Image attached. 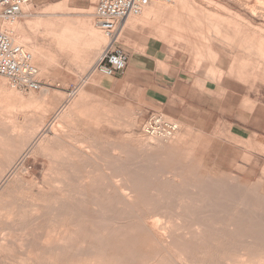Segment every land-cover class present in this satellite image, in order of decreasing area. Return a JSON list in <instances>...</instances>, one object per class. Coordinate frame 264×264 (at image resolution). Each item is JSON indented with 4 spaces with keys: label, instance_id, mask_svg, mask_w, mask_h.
Listing matches in <instances>:
<instances>
[{
    "label": "rangeland",
    "instance_id": "1",
    "mask_svg": "<svg viewBox=\"0 0 264 264\" xmlns=\"http://www.w3.org/2000/svg\"><path fill=\"white\" fill-rule=\"evenodd\" d=\"M97 1L32 0L12 25L17 44L30 53L35 47L49 54L33 55L43 83L39 90H19L1 77L0 264H264V194L258 176L244 174L235 164H247L249 172L255 160H240L237 153L227 169L223 161L211 158V151L202 152L190 142L192 137H149L126 97L95 85L105 76L92 68L107 43L94 22ZM180 1L155 5L159 18L151 16V22L183 46L192 61L229 56L234 70L247 72V82L257 83L256 97L254 88L248 94L264 108V0ZM62 25L69 26L65 35L74 39L64 48ZM16 30L23 35L18 37ZM247 143V149H253L249 151L264 152V146ZM240 151L242 155L246 149ZM214 155L221 156L222 150ZM158 218L183 226L176 223V230L159 231ZM200 224L206 245H181L200 237L195 232Z\"/></svg>",
    "mask_w": 264,
    "mask_h": 264
},
{
    "label": "crops",
    "instance_id": "2",
    "mask_svg": "<svg viewBox=\"0 0 264 264\" xmlns=\"http://www.w3.org/2000/svg\"><path fill=\"white\" fill-rule=\"evenodd\" d=\"M155 5L149 6L158 10ZM141 18L125 22L121 29L120 44L128 55L123 74L105 76L95 85L126 97L142 122L158 113L177 123L178 130L169 139L192 137L190 142L202 152L211 151V158L223 161L227 169L234 165L237 153L240 160H255L249 172L245 171L247 164H235L244 174L258 176L257 185L264 194V152L246 147L248 141L264 146V108L256 104L257 83L247 82V72L234 70L229 56L204 62L212 67L195 68L194 63L203 61H192L183 46L162 35L151 16L143 13ZM253 88L254 99L248 94ZM243 148L246 151L241 155ZM215 150H222V155H214Z\"/></svg>",
    "mask_w": 264,
    "mask_h": 264
},
{
    "label": "built area",
    "instance_id": "3",
    "mask_svg": "<svg viewBox=\"0 0 264 264\" xmlns=\"http://www.w3.org/2000/svg\"><path fill=\"white\" fill-rule=\"evenodd\" d=\"M31 0H0V77L22 91H36L42 86L33 55L14 41L9 26L23 16L24 7ZM173 0H98L94 6V22L103 32L107 43L92 70L103 76L121 74L128 55L119 39L125 20L140 16L151 4H171ZM146 135L167 140L178 130L177 123L164 119L158 113L150 114L142 124Z\"/></svg>",
    "mask_w": 264,
    "mask_h": 264
},
{
    "label": "bare ground",
    "instance_id": "4",
    "mask_svg": "<svg viewBox=\"0 0 264 264\" xmlns=\"http://www.w3.org/2000/svg\"><path fill=\"white\" fill-rule=\"evenodd\" d=\"M179 1H180V0H179ZM174 2H175V0H174ZM180 2H181V1H180ZM182 3L185 4L186 2L184 1V2H182ZM193 3H194V2H193ZM173 4H174V3H173ZM173 4H172V7H173ZM175 4H176V2H175ZM175 4H174V6H175ZM184 4H181V3H180L179 5H184ZM28 5H29V3L27 4L26 8L29 7ZM57 5H58V4H57ZM169 5H171V4H169ZM179 5H178V6H179ZM194 5H195V3H194ZM196 5H197V3H196ZM196 5H195V6H196ZM198 5H199V4H198ZM198 5H197V6H198ZM54 6H56V5H54ZM166 6H167V5H166ZM176 6H177V5H176ZM185 6H188V7H189V6H191V5H188V4H187V5H185ZM197 6H196V7H197ZM57 7H58V6H57ZM155 7H158V6H155ZM172 7H171V8H172ZM183 7H184V6H183ZM163 8H164V5H163ZM174 8H175V7H174ZM190 8H191V7H189V9H190ZM201 8H202V7H201ZM201 8L199 7V9H201ZM156 9H157V8H153L152 6H148V11L146 10V12H143V13H144V17L147 16V17L149 18L150 16H154L155 19L159 18V15L156 13ZM172 9H173V8H172ZM175 9H176V8H175ZM189 9H188V10H189ZM169 10H170V9H168V11H169ZM176 10H177V9H176ZM193 10H195V9H193ZM196 10H197V9H196ZM172 11H173V10H172ZM174 11H175V10H174ZM183 11H184V10H183ZM200 11H201V10H200ZM162 12H163V11H161V13H162ZM178 12H179V9H178ZM189 12H190V11H189ZM191 12H192V11H191ZM195 12H196V11H195ZM198 12H199V11H198ZM198 12H197V13H198ZM145 13H146V16H145ZM170 13H171V10H170ZM187 13H188V12H187ZM203 13H204V12H202V14H203ZM165 14H166V13H165ZM172 14H173V13H172ZM204 14H206V13H204ZM169 15H171V14H169ZM187 15H188V14H187ZM189 15H190V14H189ZM200 15H201V14H200ZM182 16H183V14H182ZM215 16H216V15H215ZM215 16H214V17H215ZM171 17H172V16H171ZM211 17H212V15H211ZM140 18H141V17H139V18L137 17L136 19L133 18V20H134V19L137 20V19H140ZM217 18H218V17H217ZM141 19H143V18H141ZM152 19H153V18H152ZM218 19H219V18H218ZM218 19H217V20H218ZM221 19H222V18H221ZM129 20H131L130 17L127 18V19L125 20V22H129ZM195 20H196V19H195ZM223 20H224V19H223ZM85 21H86V20H85ZM143 21H146V20H143ZM148 21H150V20H148ZM18 22H19V21H18ZM26 22H27V21H26ZM30 22H31V21H30ZM225 22H227V21H225ZM27 23H28V22H27ZM32 23H33V21H32ZM138 23H142V22H138ZM143 23H144V22H143ZM147 23H148V22H147ZM198 23H199V22H198ZM16 24H17V23H16ZM33 24H34V23H33ZM33 24H31V25H33ZM38 24H39V23H38ZM38 24H37V25H38ZM84 24H85V23L83 22V25H82V26H84ZM226 24H227V23H226ZM27 25H28V24H27ZM31 25H30V23H29V27H30ZM37 25L35 24V26H37ZM68 25H69V24H68ZM143 25H144V24H143ZM18 26H19V25H18ZM62 26L65 27L66 25H62ZM128 26H129V25H128ZM16 27H17V25H16ZM41 27H43V26L41 25L39 28H41ZM63 27H62V28H63ZM68 27H69V26H68ZM68 27H65L64 29H62V30H63V33H61V35H60V36H62V39H61V41H60V42H62V45H61L60 48H64V45H67L65 42H67V43L70 42V41H69L70 39H71V41L74 40V39L72 40V38H69L70 36L65 35V33L67 34ZM84 27H85V26H84ZM87 27H88V24H87ZM19 28H22V27H19ZM43 28H46V27H43ZM89 28H91V27H89ZM89 28H88V29H89ZM125 28H126V27H125ZM9 29H10V31H11L12 33L15 32V26H14V28H13L12 25H11V26H9ZM33 29H34V28H33ZM35 29H36V28H35ZM48 29H49V28H48ZM59 29H61V28L59 27ZM122 29H123V27H122ZM39 30H40V29H39ZM57 30H58V29H57ZM57 30H55V31H57ZM69 30H70V29H69ZM46 31H47V30H46ZM49 31H50V29H49ZM58 31H60V30H58ZM60 32H61V31H60ZM68 32H69V31H68ZM93 32H94V33H93ZM53 33L56 34L54 31H53ZM53 33H52V31H51V35H52ZM72 33H73V32H72ZM72 33H71V34H72ZM85 33H86V32H85ZM87 33H88V32H87ZM92 33H93L94 35L96 34L95 37L99 35L98 33H96V31L93 30V28H92ZM16 34L18 35V37L21 35V33H20L18 30H16ZM16 34H15V35H16ZM49 34H50V33H49ZM59 34H60V33L58 32V35H59ZM71 34H70V35H71ZM13 35H14V34H13ZM22 35H23V33H22ZM22 35H21V36H22ZM21 36H20V37H21ZM26 36H27V35H25V37H26ZM77 36H78V35H77ZM77 36H75V38H77ZM90 36H91V35H90ZM55 37H59V36H55ZM65 37H66V38H65ZM91 37H92V36H91ZM14 38H15V37H14ZM23 38H24V37H23ZM26 38H27V37H26ZM28 38H29V37H28ZM99 38H100V37H99ZM102 38H103V37H102ZM17 39H18V38H17ZM55 39H56V38L53 39V37H52V41L55 40ZM58 39H59V38H58ZM20 40H21V39H20ZM20 40H19V41H20ZM27 40H28V39H27ZM75 40H76V39H75ZM56 41H57V40H56ZM94 41H95V40H94ZM98 41H99V40H98ZM98 41H97V42H98ZM258 41H260V40H258ZM21 43H22V42H21ZM70 43H71V42H70ZM73 43H74V42H73ZM73 43H72V44H73ZM92 43H94V42H92ZM72 44H71V45H72ZM75 44H76V43H75ZM36 45H37V44H36ZM259 45H260V44H259ZM34 46H35V45H34ZM37 46H38V45H37ZM69 46H70V45H69ZM69 46H68V47H69ZM73 46H74V45H73ZM261 46H262V44H261ZM38 47H39V46H38ZM38 47H37V48H38ZM44 47H45V46H44ZM74 47H75V46H74ZM39 48L42 49L41 46H40ZM45 49H46V48H45ZM258 49H259V48H258ZM62 50H63V49H62ZM42 51H43V50H42ZM45 51H46V50H44V53H45ZM39 52H41V50L39 51V50H37L35 47L32 49V55H34V54L37 55ZM47 52H48V51H46V53H47ZM71 52H72V51H71ZM262 52H263V51H262ZM41 53H42V57H43L44 53H43V52H41ZM263 53H264V52H263ZM47 54H49V53H47ZM50 54H51V53H50ZM39 55H41V54L39 53ZM33 57H34V56H33ZM2 80H3V79L0 77V92H4V86H2V84H3L4 82H3ZM2 82H3V83H2ZM0 96H1V95H0ZM3 96H4V95H3ZM6 96H7V94H6ZM6 96H4V97L6 98ZM31 96H32V94H31ZM80 97H81V96H80ZM0 98H1V97H0ZM5 98H3V99H5ZM9 99H10V100H8V101H12V99H11L10 97H9ZM32 99H33V98H32ZM13 100H14V98H13ZM16 100H17V99H16ZM14 101H15V100H14ZM14 101H13V102H14ZM17 101H18V100H17ZM17 101H15V102L17 103ZM1 102H2V101H1ZM15 102H14V104H15ZM31 102H32V101H31ZM19 103H23V105H25V103H27V102L25 101V99H21V102H19ZM32 103H33V102H32ZM38 103H39V102H38ZM30 104H31V103H30ZM34 104H35V103H34ZM7 106H9V105H7ZM12 106H14V105L12 104ZM21 106H22V105H21ZM25 106H26V105H25ZM11 109H12V108H11ZM0 127H1V126H0ZM3 127H4V126H3ZM3 127H2V128H3ZM33 139H34V138H33ZM30 140H31V139H30ZM23 141H24V140H23ZM25 141H28V140H25ZM27 143H28V142H26V144H27ZM30 143H31V142H30ZM26 144H24V145H26ZM28 144H29V143H28ZM29 145H30V144H29ZM41 145H42V144H41ZM27 146H28V145H26V147H27ZM28 149H29V148H28ZM145 151H146V150H145ZM56 156H57V155H56ZM57 161H58V160H57ZM51 163H52V162H51ZM52 165H55V168H56V165H57V164L54 163V164H52ZM12 166H13V165H12ZM59 166H60V165H59ZM63 166H64V165H63ZM49 167H50V166H49ZM52 168H53V167H52ZM57 169L60 170L59 167H58ZM61 169H62V168H61ZM50 170H51V169H50ZM52 170H53V169H52ZM59 170H58V171H59ZM9 171H10V170H9ZM13 171H14V170H13ZM55 171H56V170H55ZM55 171H54V172H55ZM62 171H63V170H62ZM47 173H48V172H47ZM47 173H46V174H47ZM49 173L52 174V172H49ZM57 173H58V172H57ZM59 173H60V172H59ZM62 173H63V172H62ZM11 174H12V172H11ZM51 174H50V175H51ZM60 174H61V173H60ZM6 175H8V174H6ZM55 175H57V174H55ZM64 175H65V172H64ZM46 176H47V175H46ZM59 176H60V175H59ZM52 177H53V176H52ZM7 178H8V177H7ZM61 178H62V177H61ZM64 178H65V177H63V179H64ZM3 179H4V178H3ZM4 180H5V179H4ZM74 180H75V179H74ZM91 180H93V179H90V181H91ZM2 181H3V180H2ZM44 181H45V180H44ZM65 181H66V180H65ZM71 182H72V181H71ZM78 182H79V184H80L81 181H78ZM71 184H72V183H71ZM61 185H62V184H61ZM81 185H82V184H81ZM54 188H55V187H54ZM133 188H134V187H133ZM58 189H59V187H58ZM61 189H63V188H61ZM127 189H128V188H127ZM136 189H137V187H136ZM72 191H73V190H72ZM127 191H128V190H127ZM127 191H126V192H127ZM129 191H130V189H129ZM134 191H135V190H134ZM72 193H73V192H72ZM126 194H127V193H126ZM76 197H77V196H76ZM58 198H59V197H58ZM128 199H129V198H128ZM76 201H77V200H76ZM71 202H72V200H71ZM79 203H80V202H79ZM73 204H74V203H73ZM75 204H76V203H75ZM95 205H97V204H95ZM191 205H192V204H191ZM191 205H190V206H191ZM74 206H75V205H74ZM99 206H100V205H99ZM185 206H186V205H185ZM38 207H39V206H38ZM69 207H71V206H69ZM8 208H9V210H10V207H8ZM72 209H73V207H72ZM74 209H75V208H74ZM81 209H82V208H81ZM94 209H95V208H94ZM123 210H124V209H123ZM7 211H8V210H7ZM13 211L15 212V210H13ZM83 211H84L83 213L86 214L85 210H83ZM121 211H122V210H121ZM150 211H151V210H150ZM189 211H190V210H189ZM189 211H188V212H189ZM11 212H12V211H11ZM104 212H105V211H104ZM104 212H103V214H104ZM125 212H126V211H125ZM191 212H193V211H191ZM79 213H80V212H79ZM160 213H161V212H160ZM160 213H159V214H160ZM150 214H152V216H153V213H150ZM8 215H9V214H7V217H8ZM10 215H11V214H10ZM53 215H54V214H53ZM76 215L78 216L79 214H76ZM106 215H107V214H106ZM183 215H184V214H183ZM13 216H14V215H13ZM64 216H65V214H64ZM81 216H82V215H81ZM81 216H80V217H81ZM85 216H86V215H85ZM93 216H94V215H93ZM156 216H157V215H156ZM156 216H155V218H156ZM83 217H84V216H83ZM10 218H11V217H10ZM12 218H13V217H12ZM73 218H74V217H73ZM77 218H78V217H77ZM81 218H82V217H81ZM86 218H87V217H86ZM86 218H84V219H86ZM177 218H178V217H177ZM75 219H76V218H75ZM92 219H93V218H92ZM158 219H159V218H158ZM162 219H163V218H162ZM165 219H166V218H165ZM206 219H207V218H206ZM102 220H104V219H102ZM155 220H157V218H156ZM159 220H160V221L156 224V228L159 229V231H161V230H162V231H170L171 229L173 230V228L175 227L176 223H177V227H178V226H183V225H182L180 222H178V221H176L175 224L172 225V224H171L169 221H167V220H161V219H159ZM175 220H178V219H175ZM9 221H10V220H9ZM79 221H80V220H78V222H79ZM111 221H112V220H111ZM185 221H188V220H185ZM202 221H203V220H202ZM202 221H201V222H202ZM210 221H211V220H210ZM73 222H74V221H73ZM119 222H120V221H119ZM151 222L154 223L153 220H151ZM151 222H150V223H151ZM70 223H71V222H70ZM85 223H86V222H85ZM100 223H101V221H100ZM103 223H104V222H103ZM110 223H111V222H110ZM185 223H186V222H185ZM221 223H222V222H221ZM229 223H230V222H229ZM234 223H235V222H234ZM112 224H113V223H112ZM193 224H194V223H193ZM78 225H79V224H78ZM109 225H110V224H109ZM114 225H115V224H114ZM114 225H112V226L114 227ZM124 225H125V224H124ZM154 225H155V224H154ZM184 225H185V224H184ZM211 225H212V224H211ZM213 225H214V224H213ZM8 226H9V225H8ZM101 226H102V225H101ZM101 226H100V227H101ZM133 226H134V225H133ZM224 226H226V225H224ZM235 226H238V225H235ZM4 227H5V226H4ZM98 227H99V226H98ZM11 228H12V227H11ZM118 228H119V227H118ZM143 228H144V227H143ZM156 228H155V229H156ZM5 229H6V228H5ZM55 229L57 230V228H54V230H55ZM73 229H74V228H73ZM106 229H108V228H106ZM157 229H156V230H157ZM174 229L176 230L177 228H174ZM213 229H214V227H213ZM215 229H216V228H215ZM229 229H231V228H229ZM10 230H11V229H10ZM71 230H72V229H71ZM76 230H77V229H76ZM134 230H135V229H134ZM175 230H174V231H175ZM187 230H188V229H187ZM204 230H205V227H204L203 224L198 225V226L195 228V232H196L197 234H199L200 237H198V238L195 237V241H192V240H184V241L181 243V245H184V246H187V247H188L189 244H196V243H197V244H198V243H201L202 245H206V241H205V237H204L205 235L203 236V234H204L203 232H205L206 230H205V231H204ZM47 231H49V230H47ZM73 231H74V230H73ZM147 231H148V230H147ZM183 231H185V230H183ZM49 232H50V231H49ZM58 232H59V231H58ZM127 232H128V231H127ZM28 233L31 234V232H28ZM50 233H51V232H50ZM103 233H104V232H103ZM110 233H111V232H110ZM161 233H162V232H161ZM164 233H165V232H164ZM175 233H176V231H175ZM24 234H26V233H24ZM35 234H36V233H35ZM53 234H54V233H53ZM171 234L173 235V233H171ZM184 234H185V233H184ZM197 234H196V235H197ZM36 235H37V234H36ZM44 235H45V234H44ZM54 235H55V234H54ZM102 235H103V234H102ZM122 235H123V234H122ZM165 235H166V234H165ZM176 235H177V234H176ZM24 236L26 237V235H24ZM30 236H31V235H30ZM63 236H64V235H63ZM67 236H68V234H67ZM166 236H167V235H166ZM189 236H190V235H189ZM20 237H21V236H20ZM25 237H22V238H25ZM28 237H29V236H28ZM33 237H34V236H33ZM36 237H38V236H35L34 238L36 239ZM45 237H47V236H45ZM55 237H56V236H55ZM70 237H71V235H70ZM163 237H164V236H163ZM173 237H174V236H173ZM187 237H188V236H187ZM211 237H213V236H211ZM224 237H225V236H224ZM22 238H20V239H22ZM31 238H32V237H31ZM61 238H62V236H61ZM164 238H166V237H164ZM171 238H172V237H171ZM185 238H186V237H185ZM1 239H2V238H1ZM32 239H33V238H32ZM32 239H31V240H32ZM46 239H47V238H46ZM166 239L168 240L169 238H166ZM173 239H174V238H173ZM173 239H172V240H173ZM192 239H193V237H192ZM213 239H214V237H213ZM3 240H4V239H2V241H3ZM42 240H43V239H42ZM42 240H41V241H42ZM56 240H58V235H57ZM117 240H119V239H117ZM151 240H152V239H151ZM163 240H164V239H163ZM177 240H178V239H177ZM193 240H194V239H193ZM210 240H211V239H210ZM7 241H8V239H7ZM10 241H12V240H9V242H10ZM17 241H18V240H17ZM20 241H21V240H20ZM20 241H18V242H20ZM28 241H29V240H28ZM49 241H51V240L49 239ZM49 241L46 240L45 243H48ZM66 241H67V240H66ZM119 241H120V240H119ZM174 241H175V239H174ZM4 242H5V240H4ZM4 242H3V243H4ZM9 242H8V243H9ZM22 242H26L25 239H24V241H22ZM22 242H21V243H22ZM36 242H38V241H36ZM56 242H57V241H56ZM134 242H135V241H134ZM152 242H153V241H152ZM167 242H168V241H167ZM0 243H1V242H0ZM30 243H31V241H30ZM49 243H50V242H49ZM120 243H121V242H120ZM163 243H164V242H163ZM168 243H169V242H168ZM214 243H216V241H214ZM219 243H220V242H219ZM12 244H13V243H11L10 245H12ZM26 244H28V243H26ZM26 244H25V245H26ZM51 244H52V241H51ZM165 244H166V243H165ZM212 244H213V243H212ZM13 245H14V244H13ZM18 245H20V247H21V244H20V243H19ZM22 245H23V244H22ZM56 245H57V244H56ZM166 245H167V244H166ZM168 245H169V244H168ZM209 245H210V244H209ZM220 245H221V244H220ZM220 245H218V247H219ZM2 246H4V244H3ZM29 246H30V245H29ZM190 246H191V245H190ZM193 246H194V245H193ZM207 246H208V245H207ZM214 246H215V244H214ZM54 247H55V246H54ZM0 248H1V246H0ZM10 248H11V247H10ZM23 248H24V246H23ZM182 248H183V247H182ZM201 248H202V247H201ZM213 248H214V247H213ZM215 248H216V247H215ZM4 249H5V248H4ZM196 249H197V248H196ZM202 249H204V247H203ZM1 250H2V248H1ZM9 250H10V249H9ZM9 250H8V251H9ZM22 250H23V249H22ZM116 250H117V249H116ZM204 250H205V249H204ZM2 251H4V250H2ZM6 251H7V250H6ZM121 251H122V250H121ZM182 251H184V250H182ZM189 251H190V250H189ZM206 251H207V250H206ZM9 252H10V251H9ZM50 252H51V251H50ZM117 252H118V251H117ZM156 252H157V251H156ZM158 252H159V251H158ZM169 252H170V251H169ZM172 252H173V251H172ZM208 252H209V251H208ZM211 252H212V251H211ZM216 252H217V251H216ZM216 252H215V253H216ZM1 253H2V252H1ZM25 253H26V252H25ZM35 253L37 254V252H35ZM35 253H34V254H35ZM52 253H53V252H52ZM213 253H214V252H213ZM217 253H218V252H217ZM8 254H9V253H8ZM27 254L29 255L28 252H27ZM43 254H44V253H43ZM45 254H46V253H45ZM54 254H55V253H54ZM56 254H57V253H56ZM98 254H99V253H98ZM124 254H125V253H124ZM32 255H33V254H32ZM152 255H153V254H152ZM154 255H155V254H154ZM165 255H166V254H165ZM187 255H188V254H187ZM199 255H200V254H199ZM216 255H217V254H216ZM30 256H31V255H30ZM35 256H36V255H35ZM142 256H143V255H142ZM156 256H158V255H156ZM161 256H162V254H161ZM28 257H29V256H28ZM49 257H50V256H48V259H49ZM54 257H55V256H54ZM121 257H122V256H121ZM166 257H167V256H166ZM171 257H172V256H171ZM179 257H180V255H179ZM197 257H198V256H197ZM30 258H32V257H30ZM44 258H45V257H44ZM199 258H200V257H199ZM239 258H240V257H239ZM9 259H10V257H9ZM33 259L35 260V258H33ZM52 259L54 260V258H52ZM143 259H144V258H143ZM163 259H165V258H163ZM193 259H194V258H193ZM197 259H198V258H197ZM202 259H203V258H202ZM205 259H206V257H205ZM243 259H244V257H243ZM14 260H15V259H14ZM20 260H21V259H20ZM24 260H25V262H26V259H24ZM24 260H23V261H24ZM28 260L31 261V259H28ZM36 260H37V259H36ZM46 260H47V259H46ZM149 260H150V259H148V261H149ZM155 260H156V259H154V261H155ZM41 261H42V260H41ZM49 261H50V259H49ZM58 261H59V260H58ZM92 261H93V260H92ZM92 261H91V262H92ZM98 261H99V260H98ZM150 261H151V260H150ZM150 261H149V262H150ZM210 261H211V260H210ZM241 261H242V260H241ZM260 261H261V260H260ZM20 262H22V261H20ZM70 262H71V261H70ZM91 262H90V263H91ZM93 262H94V261H93ZM119 262H120V261H119ZM170 262H171V261H170ZM180 262H182L181 259H180ZM190 262H191V261H190ZM199 262H200V260H199ZM13 263H15V262H13ZM32 263H34V262H32ZM83 263H84V262H83ZM95 263H96V262H95ZM112 263H114V262H112ZM152 263H153V262H152ZM152 263H151V264H152ZM168 263H169V262H168ZM175 263H176V262H175ZM203 263H204V262H203ZM225 263H226V262H225ZM260 263H261V262H260ZM25 264H26V263H25ZM27 264H28V263H27ZM53 264H54V263H53ZM68 264H69V263H68ZM84 264H86V263H84ZM87 264H88V263H87ZM147 264H148V263H147ZM153 264H158V263H157V261H156V263H153ZM162 264H163V263H162ZM164 264H165V262H164ZM176 264H177V263H176ZM236 264H237V263H236Z\"/></svg>",
    "mask_w": 264,
    "mask_h": 264
}]
</instances>
